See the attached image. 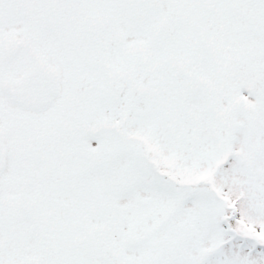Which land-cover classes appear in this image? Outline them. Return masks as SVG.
<instances>
[{"label": "snow or ice", "instance_id": "snow-or-ice-1", "mask_svg": "<svg viewBox=\"0 0 264 264\" xmlns=\"http://www.w3.org/2000/svg\"><path fill=\"white\" fill-rule=\"evenodd\" d=\"M0 264H264V0H0Z\"/></svg>", "mask_w": 264, "mask_h": 264}]
</instances>
